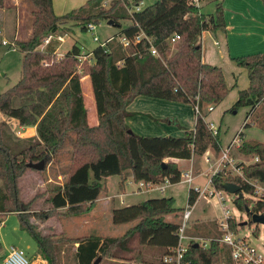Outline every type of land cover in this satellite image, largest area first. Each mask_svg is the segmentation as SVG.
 I'll return each mask as SVG.
<instances>
[{
  "label": "trees",
  "instance_id": "1",
  "mask_svg": "<svg viewBox=\"0 0 264 264\" xmlns=\"http://www.w3.org/2000/svg\"><path fill=\"white\" fill-rule=\"evenodd\" d=\"M28 1L34 6L31 33L25 40H15V46L23 54L20 77L0 93V113L16 119L21 126H34L41 148L31 146L14 153L0 131V217L18 214L22 228L34 237L43 259L55 264L56 251L51 236L41 233L30 221V216L41 215H27L26 204L19 198V179L30 169L26 165L28 161L55 155L63 149L69 133H75L71 140L72 170L67 181L49 199L52 209H65V214L71 216L90 211L105 189L107 178L112 176L119 178L122 190L128 178L136 183H160L165 179L171 184L180 182L181 170L171 159L201 158L209 149L215 153L221 150L219 127L216 134L211 131L204 107L217 106L230 88L222 68L202 60V33L225 32L226 23L221 0H217L215 12L210 16L188 0H157L131 14L126 8L128 0H112L107 9L99 8L104 0H86L62 15L53 12L52 0ZM261 1L264 5V0ZM3 7L4 0H0V9ZM122 19H129L131 23L90 51V62L80 61L82 53L76 44L59 57L55 53L59 46L56 40L50 41L44 49L39 48L47 35L62 31L68 22L80 24L87 30L86 24L92 21L96 24L100 20H111L114 26L120 27ZM174 34L179 38L172 49L169 38ZM137 36L141 37L135 41ZM120 37L127 38L129 44L124 46ZM151 45L159 56L151 53ZM232 60L246 69L248 86L238 91L229 110L250 107L243 126H264V51ZM85 76L89 79L96 108L95 124L88 122L81 80ZM136 96L192 105L198 110L194 128L185 129L180 136H143L128 132L130 128L125 120L137 113L126 108ZM3 126H6L5 121L0 123V127ZM241 136L239 152L259 160L248 166L241 165L239 169L245 178L264 182V142L245 140L243 133ZM164 159L169 160L165 167L161 165ZM227 182L241 187L243 197L233 199L240 211L249 208L252 213L264 214V197L255 200L244 197V194L252 196L254 188L240 176L223 171L212 176V184L218 189H223L222 185ZM195 201L196 193L189 188L187 204L192 206ZM177 211L174 198L165 196L114 208L111 212L114 224L137 221L136 224L122 238L75 239L77 264H94L100 256L122 258L117 250L128 253L129 238L134 236L139 245L154 255L141 264H165L163 256L177 245L179 223L166 221L163 216ZM227 222L233 229L234 220L228 218ZM216 230L218 236L205 238L208 247L189 243L183 261L235 264L231 249L217 241L222 234L219 226ZM205 231L211 234L209 228Z\"/></svg>",
  "mask_w": 264,
  "mask_h": 264
},
{
  "label": "rangeland",
  "instance_id": "2",
  "mask_svg": "<svg viewBox=\"0 0 264 264\" xmlns=\"http://www.w3.org/2000/svg\"><path fill=\"white\" fill-rule=\"evenodd\" d=\"M85 1L86 0H52L53 12L56 15L65 14L81 6ZM111 1L112 0H104L99 8L107 9ZM156 1L157 0H142L138 4L140 9H143ZM216 2L217 0H202L200 11L206 16L214 14ZM221 4L224 18L227 10L229 12L227 14L228 18L234 17L237 13L235 17L240 18L233 22V25L238 29L230 30L229 33H226V31L209 32L206 33L203 38V45L211 51V56L215 61L214 64L222 68L226 85L230 88L224 99L210 112L207 111V107H204V112L207 113V120L213 123L216 128L219 127L221 150L219 153H215L213 150L209 149L207 154L205 153L201 158L181 160L179 163V169L183 173L190 168L193 169V173L197 175L193 182V186L200 188L203 187L208 177L212 176L213 171L217 167L227 174L237 175V172L241 171L239 169L241 165L248 166L256 162L254 160L256 156H247L239 152V147L243 140L241 133L244 134L245 140L264 142V126L262 124H250L247 127L243 126L246 113L249 111L250 107L242 106L236 111L229 110L237 98L238 91L248 86L246 69L239 66L231 57L237 58L255 54L257 51L259 52V49L264 51V44L252 47L247 43L246 45H244V43L237 44L236 41L238 39L244 41L245 38L254 40L260 39L263 33L258 28L263 24L253 7L250 13L242 2L236 4L231 3L229 6H226L223 0H221ZM33 9L34 6L28 0H4V7L0 9V93L15 84L20 77L23 54L15 46V40H25L29 37L32 22L31 11ZM249 19H252V21H249ZM130 23L131 20L122 19L120 20V27H118L107 24L105 20H100L96 23V28L92 33L88 30H83L80 24L68 22L63 30L58 32L61 35L66 34V37H64V42H60L55 52L56 56L59 57L63 55L73 44H76L82 53L80 61L90 62V51L96 48L100 42H104L108 37L117 35L121 29L125 28ZM94 36L98 37V41L94 40ZM228 36L229 43L227 50L225 40ZM214 40L220 42L219 47L214 46ZM4 41L6 43H4ZM173 46L174 44L171 46L172 49ZM224 49L228 53V58L225 57ZM130 67H132L131 63ZM81 80L85 105L88 108V122L89 124H95L96 108L91 86L88 81H84V77ZM139 108L145 107L141 104ZM259 111L260 110H258V112ZM141 112L145 111L143 110ZM0 116L4 117V121L6 122V126L0 127V131L3 139L11 148L12 152L17 153L31 146L37 149L41 148L34 126H21L16 119L8 118L2 114H0ZM144 116L147 115L144 114ZM166 119L168 118L166 117ZM1 121L2 119L0 118V123ZM146 121H148L147 118ZM160 121L165 125L172 124L170 120L165 119L156 122ZM249 121L250 120H247V122ZM146 134L147 133H142L143 136H156ZM165 134L180 136L183 132L172 130L157 136H165ZM69 136L70 138L65 141L64 147L60 152L53 156L47 155L43 157L45 159L43 170L35 171L27 169L20 177L18 184L19 198L26 204L27 210H25V212L27 215L32 213L41 215V217L30 216V221L37 225L41 233L51 236V243L56 251L54 254L55 264H77L75 257V239L89 236L122 238L137 222L114 224L111 220L112 208L123 206V204L119 202V198L115 195L121 194L125 190V192H131L132 189L138 185V183L135 184L133 181L126 189L124 188L122 190L119 187V178L117 176H112L106 180L104 184L105 189L100 193L97 202L94 203L90 211L78 216H71L65 214V209H52L49 199L54 194L55 190L62 187L67 181L68 175L73 167L71 159V140L74 139L75 133L70 132ZM226 148L229 149L228 152L231 161L221 167L217 163V160L222 154V151ZM206 156L210 158L212 167L208 166L204 161ZM29 158V155H27L26 160ZM163 161L168 162L169 160L164 159ZM261 186L264 188V182L261 183ZM144 188L145 187H142L141 190L132 191V196L128 197L126 203H137L149 198L161 196L173 197L174 206L178 208L179 211L174 214L164 215L163 219L177 223L181 222L182 210L188 205L187 197L190 188L189 185L180 181L175 184H169L162 192L157 190L145 191ZM217 190L219 189L217 188ZM223 196L226 199L225 206L224 203L220 202L217 198L202 196L197 199L193 205L191 218L187 223V234L191 238L187 241V244L194 243L208 247L209 242L205 238L213 235L218 236L219 231L216 230L218 226H216L215 222L220 225L221 222L225 221L224 211L227 209V214L231 215L229 218L235 222L234 228L230 230L233 231L234 236L244 245V249H247L249 252L252 250V252L248 254V257L252 260L247 264H254L253 261L255 260L259 264H264L263 225L252 223L250 215H248L246 211H240L233 204V199L236 194L225 192ZM244 197H251L255 200V198L246 194H244ZM44 214H46V216L43 218L42 215ZM0 220V264H3V257L10 246H15L24 251L28 259V264H49L43 259V255L34 237L22 228L20 216L18 214L9 213L0 217ZM207 228L210 229V235L205 231ZM129 240L130 251L128 253L117 250L118 255L122 258L118 256L103 259L100 256L98 264H141L142 261L153 259L154 255L151 251L139 245L136 236L129 238ZM218 243L220 242L218 241ZM235 264L244 263L238 261Z\"/></svg>",
  "mask_w": 264,
  "mask_h": 264
},
{
  "label": "built area",
  "instance_id": "3",
  "mask_svg": "<svg viewBox=\"0 0 264 264\" xmlns=\"http://www.w3.org/2000/svg\"><path fill=\"white\" fill-rule=\"evenodd\" d=\"M191 4H193L196 7H200L201 1L202 0H188ZM127 11L131 14L134 11H139L141 10L139 7L138 3H134L133 0H128V4L126 5ZM96 28V24L93 22H89L86 24V29L90 32H94ZM64 37H66L65 35H61L60 33H51L49 35H47L43 41L42 44L39 46L40 49H44V47L53 40H56L59 42H64ZM141 36H137L135 37V41H138L140 39ZM179 38V36L177 34L172 35L169 38V43L172 45L175 43V41ZM112 39V36L108 37L104 42H100V45H103L106 41H109ZM94 40L98 41V37L94 36ZM120 42L126 46L129 44V40L125 37H120L119 38ZM148 41L151 43L150 39H148ZM4 43H6L4 41ZM215 44H218V42H215ZM151 53L155 56H159V53L157 52L156 48L151 45ZM82 57L79 56V59ZM213 108L211 106H207V111L210 112ZM195 110V115L198 112L197 108H194ZM206 120V119H205ZM208 122V121H207ZM209 128L211 129V131L216 134L217 133V128L213 125V123L208 122ZM228 148H226L225 150L222 151V154L220 155V157L217 160V163L219 164V166H224L227 162L231 161V158L229 157V152H228ZM207 154V152H206ZM255 161H258V157L254 158ZM208 166H211V161L210 158L208 156L205 157L204 160ZM222 169L220 168H215V170L212 173V176L214 174H216L217 172L221 171ZM237 175L241 177L242 180H244L245 182L249 183L251 186H253L254 188V192L252 197L255 199H258L260 197H264V188L261 186V183L258 180H252V179H247L243 176V174L241 173V171L237 172ZM212 176H209L207 181L205 182V184L203 185L202 188L197 187V186H193V182L195 180V178L197 177V175H195L193 173V169L190 168L189 170H187L186 172H182L181 171V176H180V181L186 183L187 185L190 186V188L193 189L194 193H196V201L198 198L202 197V196H209L211 198H217L220 202L224 203L225 206V197L223 196V193H225V191L222 190H217V188L212 184ZM169 184H171L169 182L168 179H165L163 182L160 183H150V182H138V189L137 190H141L142 187H145V191H163ZM195 201V202H196ZM195 204V203H194ZM193 204V205H194ZM193 205L189 206L187 205L186 208H184L182 210V215H181V222L179 223V227L177 230V236H178V242L177 245L172 248L171 253L163 256L162 261L165 264H187L183 261L184 259V255L187 251L188 248V244L187 241L190 240V236H188L186 234V230H187V223L189 221V219L191 218L192 215V211H193ZM225 210V209H224ZM228 213V210L226 209L224 211V216H225V221L221 222L219 226V230L221 231V237L219 239H217L220 243L228 246L231 249V255L233 260L236 262L240 261L241 263L247 264L250 260L248 257V254L250 252H252V250L249 252L247 249H244V245L241 244V242L234 236L233 231H231L227 219L231 216ZM3 264H28V259L24 253V251H22L21 249L15 247V246H10L7 249V252L5 254V256L3 257ZM254 264H259L256 260L253 261Z\"/></svg>",
  "mask_w": 264,
  "mask_h": 264
},
{
  "label": "crops",
  "instance_id": "4",
  "mask_svg": "<svg viewBox=\"0 0 264 264\" xmlns=\"http://www.w3.org/2000/svg\"><path fill=\"white\" fill-rule=\"evenodd\" d=\"M249 1V2H248ZM224 4L226 6H229L231 3L236 4V3H243L245 7H247L248 11L251 13V8L253 7L255 12L257 13L259 19L262 21V26L258 29H260L263 33L262 37L260 39L254 40V39H248L245 38L244 41H241L238 39L236 42L237 44L239 43H246L250 46H258L261 44H264V5L261 0H223ZM248 2V5H247ZM228 10L225 12V23H226V33L230 30H235L238 29L233 25V22L240 19L236 18L237 14L234 17L228 18ZM232 16V15H231ZM242 20V19H241ZM249 21H252V19H249ZM209 33V31H205L202 33V60L206 63L209 64H214L215 61L213 60V57L211 56V51H209L205 45H203V38L205 37V34ZM214 33V32H211ZM247 41V42H246ZM215 42H218V44H215ZM226 44V49L228 50V43H229V36L225 40ZM261 42V43H260ZM214 46L219 47L220 42L218 40H214ZM260 43V44H259ZM261 50L259 49V52ZM225 52V57L228 58V53L224 49ZM263 52V51H261ZM258 53V51H257ZM230 56V54H229ZM232 59V57H231ZM84 81H88V77H84ZM82 90H83V85H82ZM89 90V89H88ZM147 96H136L130 104L127 106L126 110L132 113H137L135 115H132L130 117L126 118V124L129 126L130 130L133 131L134 133L138 135H142V133H147L146 135H161V133H168L172 130H179L181 132H184L185 129L187 130H192L194 128V123H195V110L194 107L190 104H182V103H174L170 102L167 100H162V99H156V98H150ZM85 99V98H84ZM143 104L145 108H139V105ZM145 112H141V111ZM143 113V114H142ZM1 114V113H0ZM147 115V116H144ZM150 116V117H149ZM152 118L158 119V120H163L166 119V117L170 120L172 123L171 125H165L161 121L156 122L153 121ZM2 121H4V117H1ZM146 118L148 121H146ZM206 121L207 118H206ZM96 122H97V116H96ZM148 122V123H147ZM209 122V121H208ZM35 128V127H34ZM167 135V134H165ZM175 163L178 164L181 160H193L192 159H171ZM110 178V177H109ZM108 179V178H107ZM133 181L131 178H128L126 183H125V189L127 186H129ZM136 184V182H135ZM138 189V185L135 186L132 191H135ZM126 191V190H125ZM122 192L121 194H117L119 198V202L123 204V206L130 205L131 203L134 202H127V199L129 196H132L131 192ZM97 202V200H96ZM114 209V208H112ZM76 249V247H75ZM7 252V251H6Z\"/></svg>",
  "mask_w": 264,
  "mask_h": 264
},
{
  "label": "water",
  "instance_id": "5",
  "mask_svg": "<svg viewBox=\"0 0 264 264\" xmlns=\"http://www.w3.org/2000/svg\"><path fill=\"white\" fill-rule=\"evenodd\" d=\"M107 24L115 25L113 23V21H111V20H108ZM128 132H132V131L129 129ZM166 164H167L166 161H162V163H161V165L163 167H165ZM26 165L30 169L41 171V170L44 169L45 159L43 158V159L39 160L38 162L29 161ZM222 186H223V190L225 192H227L229 194H236V196L239 197V198L243 197V194L241 192V187L238 184L227 182V183H224ZM245 211H246L247 214L250 215L252 223L264 225V214L252 213L249 208H246ZM194 246H198V244H194ZM99 260H100V257H98L94 261V264H98Z\"/></svg>",
  "mask_w": 264,
  "mask_h": 264
}]
</instances>
